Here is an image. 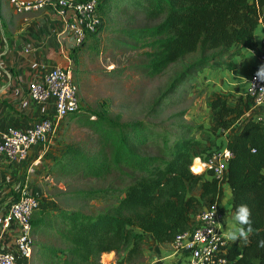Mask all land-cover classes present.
I'll return each instance as SVG.
<instances>
[{
  "label": "trees",
  "instance_id": "obj_1",
  "mask_svg": "<svg viewBox=\"0 0 264 264\" xmlns=\"http://www.w3.org/2000/svg\"><path fill=\"white\" fill-rule=\"evenodd\" d=\"M101 3L99 0L97 8ZM130 3L149 19L158 20L152 26L123 31L127 38L149 48L144 52L147 63L142 65L149 76L162 73L170 64L198 50L217 52L199 58L191 69L211 64L216 55L235 56L239 47L256 48L255 31L264 16V0ZM73 61L77 62L75 57ZM186 72L188 68L175 82ZM209 106L210 132L223 135L220 146L231 152L223 181L229 189L228 204L233 210L235 205L246 203L251 209L252 227L257 230L249 237L250 242L231 244L229 264H264V247H258V241L264 239V119L248 114L252 106L246 97L232 107L216 97ZM67 117L88 127L103 146L110 147L111 153H89L68 144L60 149L59 159H53V167L95 178L127 168L132 176L116 202L96 214L40 203L30 219L31 234L55 232L65 245L35 241L34 253L44 264H100L101 254L112 251L122 253L117 264L131 262L142 254L147 236L158 244L170 243L177 232L192 228V213L196 215L201 199L219 202L223 186L211 171L206 168L203 174H194L190 170L197 157L205 161L215 151L208 146L204 153L196 150L203 146L202 141L190 137L176 138L171 143L165 140L160 154L142 155L135 151V144L144 143L150 135L142 122L119 123L105 111L83 115L80 110ZM196 187L198 194L193 193ZM73 195L105 198L101 191H78Z\"/></svg>",
  "mask_w": 264,
  "mask_h": 264
},
{
  "label": "rangeland",
  "instance_id": "obj_2",
  "mask_svg": "<svg viewBox=\"0 0 264 264\" xmlns=\"http://www.w3.org/2000/svg\"><path fill=\"white\" fill-rule=\"evenodd\" d=\"M97 14L100 25L96 34L79 46L74 55L77 62L72 60L70 65L82 114L105 111L108 117L119 123L142 122L150 131L147 141L135 144V151L142 155L160 154L165 140L171 143L181 137L202 141L203 146L196 149L201 153L208 148L220 149L222 146L219 142L224 137L210 132L212 118L209 105L216 97L225 99L230 107L245 100V80L249 77L254 60L250 50L239 47L240 50L235 56L216 55L211 64L196 70L191 69L189 67L199 58L210 57L217 52L198 50L170 64L162 73L149 76L142 68L147 63L144 52L149 48L127 38L123 31L152 26L158 20L146 17L130 0H102ZM255 33L258 42L262 34L260 25ZM187 68L188 72L175 82ZM254 111L251 107L248 114ZM58 137L64 141V146L75 145L89 153H111L110 147L103 146L98 136L76 119L67 124L64 122ZM211 142L214 144H210ZM53 156L57 160L60 154L57 151ZM121 171L123 172L113 169L106 175L95 178L78 172H61L57 167L48 168L47 171L44 169L39 177L42 180L39 193L34 195L42 205L51 204L55 208L96 214L113 205L121 191L131 182L132 173L127 168H122ZM203 173L204 170L199 174ZM224 185L226 186L222 184L223 187ZM78 191H101L105 198H78L73 195ZM198 192L197 187L193 189L194 194ZM209 203L208 198L201 199L196 205V212L199 213ZM192 215L189 227L196 217L193 213ZM32 240L29 264H44L40 256L34 253L35 241L56 247L65 246L55 232L33 234ZM146 244L147 239L144 245ZM161 246L164 249L170 248L168 243ZM112 252L108 256L111 258L109 261L108 257L101 254L99 263L117 264L122 253ZM149 261L150 254L142 250V254L133 261L123 264H148Z\"/></svg>",
  "mask_w": 264,
  "mask_h": 264
},
{
  "label": "crops",
  "instance_id": "obj_3",
  "mask_svg": "<svg viewBox=\"0 0 264 264\" xmlns=\"http://www.w3.org/2000/svg\"><path fill=\"white\" fill-rule=\"evenodd\" d=\"M70 18L69 12L62 14L54 8L18 13L8 0H0V129L8 126L23 128L40 117L55 119L52 102L40 103L30 99L27 85L31 80H40L54 66L71 65L79 47L65 29ZM253 59L252 67L256 63L255 57ZM64 119L58 122L52 140L32 146L25 160L12 161L0 154L1 250L17 254L15 243L19 226L16 221L11 220L4 227L2 220L22 188L32 194L39 193L42 181L39 179L40 175L44 169L47 171L53 167V155L57 151L60 154V149L65 147L64 141L58 137L63 123L74 120L67 117ZM226 187L224 185L219 200L223 211V233L234 225L233 210L228 204L229 189ZM196 219L197 215L193 222L195 224ZM146 239L143 252L148 251L150 254L148 264H184L185 257L174 252L171 242L168 243L170 248L164 249L151 236ZM237 242L241 245L246 243L243 240ZM112 253H103V256L108 257ZM107 260L111 258L108 257ZM18 264H29V259L19 257Z\"/></svg>",
  "mask_w": 264,
  "mask_h": 264
},
{
  "label": "built area",
  "instance_id": "obj_4",
  "mask_svg": "<svg viewBox=\"0 0 264 264\" xmlns=\"http://www.w3.org/2000/svg\"><path fill=\"white\" fill-rule=\"evenodd\" d=\"M18 13L38 11L44 8L69 12L71 18L65 29L76 46L83 45L100 25L97 14L99 0H8ZM261 37L257 47L250 49L256 63L246 80L244 96L252 103L257 119H264V80L256 78V72L264 65V16L260 17ZM27 95L35 102H52L55 119L40 117L32 124L20 128L8 126L0 129V154L12 161H23L29 149L37 144L52 140L57 124L70 114L80 111L77 86L73 80L71 66H54L47 70L40 80H31L27 85ZM226 147L215 150L203 161V169H209L214 179L223 184L228 158ZM231 153V152H230ZM200 160V159H199ZM192 166H190V169ZM40 207L38 197L22 188L17 199L10 206L2 220L4 227L11 220L16 221L19 233L16 239L17 254L0 249V264H18V258H30L33 240L30 219ZM213 212L214 215H210ZM223 211L218 201H212L198 214L196 224L177 232L171 245L174 252L185 257L184 264H229L228 251L233 242L224 239L221 229Z\"/></svg>",
  "mask_w": 264,
  "mask_h": 264
},
{
  "label": "clouds",
  "instance_id": "obj_5",
  "mask_svg": "<svg viewBox=\"0 0 264 264\" xmlns=\"http://www.w3.org/2000/svg\"><path fill=\"white\" fill-rule=\"evenodd\" d=\"M256 78L264 80V65H261L257 72ZM225 155L230 156V152H225ZM203 167L200 165V160L197 158L195 166L191 168L194 174H199L203 171ZM213 212L210 215H214ZM232 220L234 225L224 231V239L229 242H236L238 240H243L244 242H250L249 237L254 234L257 230L252 227L251 220V209L246 203H241L234 206L232 213ZM258 247H264V239L258 241Z\"/></svg>",
  "mask_w": 264,
  "mask_h": 264
},
{
  "label": "bare ground",
  "instance_id": "obj_6",
  "mask_svg": "<svg viewBox=\"0 0 264 264\" xmlns=\"http://www.w3.org/2000/svg\"><path fill=\"white\" fill-rule=\"evenodd\" d=\"M197 160V159H196ZM196 160H195V162H193V165H192V167L196 164ZM200 165L203 167V164H202V162H200Z\"/></svg>",
  "mask_w": 264,
  "mask_h": 264
}]
</instances>
